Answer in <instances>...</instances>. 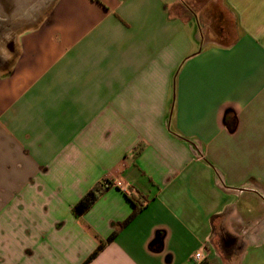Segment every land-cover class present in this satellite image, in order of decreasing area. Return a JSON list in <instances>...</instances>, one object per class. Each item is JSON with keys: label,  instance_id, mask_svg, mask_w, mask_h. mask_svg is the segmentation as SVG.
<instances>
[{"label": "crops", "instance_id": "obj_1", "mask_svg": "<svg viewBox=\"0 0 264 264\" xmlns=\"http://www.w3.org/2000/svg\"><path fill=\"white\" fill-rule=\"evenodd\" d=\"M0 23V221L28 215L29 264H264V0H0Z\"/></svg>", "mask_w": 264, "mask_h": 264}, {"label": "rangeland", "instance_id": "obj_2", "mask_svg": "<svg viewBox=\"0 0 264 264\" xmlns=\"http://www.w3.org/2000/svg\"><path fill=\"white\" fill-rule=\"evenodd\" d=\"M1 1L5 3L7 8H11L16 4V0H1ZM27 1L29 2L32 0H27ZM199 19H201V26L203 27V30L205 29L204 36H201V41L203 42L204 38L206 39L208 37V34L210 33V29L205 26L204 18L202 16H199ZM226 23L228 29L231 30L232 23L230 21ZM15 25L16 24L14 23H0L1 53H8L7 52L8 46L13 42L14 32H12V30L15 28L16 31L17 28ZM18 217L19 215L15 217L12 213H9L6 218L1 219L0 221V230H6L5 233H7L6 235H3L2 232H0V258L5 261V262L2 261L0 264H4V263L12 264V261L10 260L13 259H15L16 261L20 259V261H22L21 262L22 264H29L28 260L22 256V252H21L24 248H26V245L28 246V240H24L23 237H25L26 239L28 238L26 236H23V234L21 233V235H19V239H17V237H14L12 232L15 225L19 224V218L25 219L26 221L29 219H28V215H22L19 218Z\"/></svg>", "mask_w": 264, "mask_h": 264}, {"label": "trees", "instance_id": "obj_3", "mask_svg": "<svg viewBox=\"0 0 264 264\" xmlns=\"http://www.w3.org/2000/svg\"><path fill=\"white\" fill-rule=\"evenodd\" d=\"M230 121L227 120V123L229 125L230 129H235L236 127V118H230ZM103 193V187L98 186L94 189H92L89 193H87L72 209L73 214L76 217H82L84 216L90 209L91 207L98 201L100 198L101 194ZM143 207L137 206L134 203V210L131 216L123 222L120 227H125L127 226L141 211ZM116 235V234H115ZM115 235L111 236L107 242H112L115 239ZM103 249V246H101L90 258L89 260L85 263L88 264L91 260H93Z\"/></svg>", "mask_w": 264, "mask_h": 264}, {"label": "built area", "instance_id": "obj_4", "mask_svg": "<svg viewBox=\"0 0 264 264\" xmlns=\"http://www.w3.org/2000/svg\"><path fill=\"white\" fill-rule=\"evenodd\" d=\"M201 259H202V254H201V253H197V254L195 255V260H196V261H201Z\"/></svg>", "mask_w": 264, "mask_h": 264}]
</instances>
